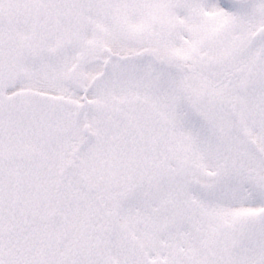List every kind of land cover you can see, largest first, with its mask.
Returning a JSON list of instances; mask_svg holds the SVG:
<instances>
[{
	"label": "snow or ice",
	"instance_id": "obj_1",
	"mask_svg": "<svg viewBox=\"0 0 264 264\" xmlns=\"http://www.w3.org/2000/svg\"><path fill=\"white\" fill-rule=\"evenodd\" d=\"M0 264H264V0H0Z\"/></svg>",
	"mask_w": 264,
	"mask_h": 264
}]
</instances>
